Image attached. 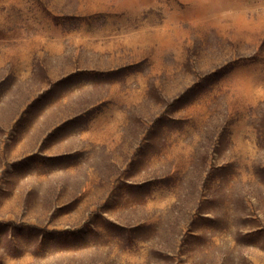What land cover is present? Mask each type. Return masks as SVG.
<instances>
[{
    "label": "rangeland",
    "instance_id": "obj_1",
    "mask_svg": "<svg viewBox=\"0 0 264 264\" xmlns=\"http://www.w3.org/2000/svg\"><path fill=\"white\" fill-rule=\"evenodd\" d=\"M0 264H264V0H0Z\"/></svg>",
    "mask_w": 264,
    "mask_h": 264
}]
</instances>
